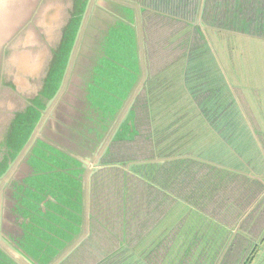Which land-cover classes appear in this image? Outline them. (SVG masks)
Wrapping results in <instances>:
<instances>
[{
  "label": "water",
  "instance_id": "obj_1",
  "mask_svg": "<svg viewBox=\"0 0 264 264\" xmlns=\"http://www.w3.org/2000/svg\"><path fill=\"white\" fill-rule=\"evenodd\" d=\"M145 11L139 0H0V264H69L86 247L95 176L138 133ZM124 37L134 59L118 65ZM108 70L124 98L107 116L93 104L106 101Z\"/></svg>",
  "mask_w": 264,
  "mask_h": 264
},
{
  "label": "rangeland",
  "instance_id": "obj_2",
  "mask_svg": "<svg viewBox=\"0 0 264 264\" xmlns=\"http://www.w3.org/2000/svg\"><path fill=\"white\" fill-rule=\"evenodd\" d=\"M231 1L220 0L221 4L225 2V6L230 5ZM252 8L251 5L245 10L247 18L255 13ZM227 9L230 10L231 6ZM250 10L252 12L249 14ZM157 13L164 15L163 12ZM143 15L147 20L145 32L147 50H150L147 59L151 75L157 74L159 65L169 66L172 63L170 66H175L174 63L179 60L182 63L189 62V74L186 78L183 74L181 81L173 79V85L171 83V87L163 90L165 92L162 94L157 93L160 89L157 87L152 100L148 92L146 98L151 103L149 108L153 116L140 112L138 108L141 106L139 102L136 103V118L140 114L136 125L137 135L131 142H118L115 146L118 153L103 162L108 166V172L100 176L99 196L96 198V211L100 210L98 219L102 225L100 229L95 228L92 234L93 226L98 223L91 215L92 239L69 264H115L114 261L122 264L131 261V258L134 264L176 262L174 260L178 259L181 249H173L178 247V241L186 228L179 224L182 216L186 218L184 211L180 212L182 204L162 197L155 199L156 194L146 182L155 189H168L166 191L170 194L177 195L174 198L178 199L181 195L191 211L196 207L208 209L206 206H211L212 195H221L222 191L230 187V176L223 173L215 176L209 171L210 168L236 169L240 174L252 172L264 181V150L255 133V128H264V35L250 33L243 36L234 30H206L201 27L200 34L194 39L191 33L193 28L178 24L175 18L166 26L164 19H152V14L149 16L146 11ZM124 41L126 47L114 44V49L123 51L122 58H127L116 61L118 65L134 59L132 44L128 48L132 40L124 37ZM187 41L192 44L186 49L184 44ZM154 52H157L155 56ZM113 69L118 71L120 68ZM109 70L96 95V98L106 101L93 104L104 109L107 116L118 106L114 100L124 98L121 91L108 87L117 81L109 74ZM161 78L162 81L157 83L159 86L170 82L169 75ZM201 98L207 99L208 103L202 105ZM179 108L182 110H177ZM143 116L148 119L145 127L140 120ZM149 134L151 136L148 138ZM233 139L235 144L231 143ZM22 142L18 137L10 145L15 153L19 151ZM184 160L207 165L203 169L201 166H192V170H188L193 165L190 162L176 166ZM135 163L139 165L129 168ZM178 173H189L192 176L193 183L198 185L197 189L193 185L191 189L197 194H188L186 198V185L176 189L173 178ZM200 177L206 180L199 182ZM213 182L219 183L216 190ZM148 189L152 192L149 193ZM174 189L177 191L174 192ZM151 193H154V202H147ZM220 195L218 199L225 201ZM124 200H127V209ZM91 210L93 213V196ZM188 216V224L196 219L194 214ZM159 236L166 241L154 247L161 241L158 240ZM149 247L161 249L149 254L145 252ZM95 250L102 251L100 256H93ZM84 251L88 252L83 258Z\"/></svg>",
  "mask_w": 264,
  "mask_h": 264
},
{
  "label": "flooded vegetation",
  "instance_id": "obj_3",
  "mask_svg": "<svg viewBox=\"0 0 264 264\" xmlns=\"http://www.w3.org/2000/svg\"><path fill=\"white\" fill-rule=\"evenodd\" d=\"M139 1H142L148 8H150V11H147V14H150V15L152 14V16H154L155 18L169 17L171 18V21H173V18H175L178 24H183L185 27H188V26L192 27L193 29L191 33H192V38L194 39H196L197 35L200 34L201 27H204L206 30L213 29V28L214 29L224 28L227 30L228 29L234 30L237 32H241L243 36H248L250 35V33L257 34L259 36L264 35V2L263 0H261V2L259 1L260 3H258V1H252V0H245V1L232 0L230 5H228V6H231L230 10L226 8L228 6H225L226 1L223 4H221L220 0H139ZM251 5L253 6L251 10L255 11V13H252L253 16L250 15V17L247 18L246 15L248 14H245V10H247L248 7ZM256 5H259V6L257 7ZM251 10L249 11V14L252 12ZM157 12H163L164 15L167 14V16H164ZM171 21H169L168 23H170ZM183 35H189V34L184 33ZM191 42L189 43L188 41L185 42L184 45L186 49L190 47V45L192 44ZM174 64L175 66H170V65L167 66L165 64L159 65V67H157V72L159 74H156V75H151L152 71L149 70L148 88L145 91H143L144 94L143 93L141 94V96L139 97V101H138L139 105L141 106L138 109L140 112H143L144 115H147V116L154 115L153 111L152 110L150 111V108H149L151 104L149 99L152 100V98H154V92L156 91L157 87L158 89L160 88L157 93L162 94L165 92L163 90H168L171 87L170 84L172 83L173 79L177 80L178 78L180 80L183 74H185V78L189 74V72H187V68L189 64L188 61L187 62L183 61L182 63L181 60H179V62L177 61ZM165 68H174V69L165 70ZM167 72H169V74H167ZM166 75L170 76V82L161 83L160 86L157 85V83L162 81L161 77H165ZM148 92H150L149 99L146 98ZM157 93H155V96L157 95ZM146 110H149V112L146 113ZM177 110H182V109L179 108ZM138 115L140 114H137V118L135 120V126L139 122ZM140 120L143 126L145 127L146 125L145 123L148 121V119L143 116L141 117ZM255 133L258 135L260 143L264 150V128L263 130L255 128ZM149 136H151V134L147 135L148 138ZM231 143H234V139L231 141ZM117 144L118 143L114 144L113 147L110 149L107 158L111 159L112 155H116V153H118L116 152L117 149L115 148ZM247 161L248 159L245 158V162ZM205 165L207 164L196 162L193 165L189 166L188 170H192L191 169L192 166H195V167L201 166V169H203V168H206ZM221 169L222 167L218 169H216L215 167V168H210L209 171L213 175H216V174H221ZM101 170L108 172V170L106 169V166ZM101 170H99V172H101ZM167 171L168 170H166V172ZM234 174H240V172L236 171V169H232V170L226 169L224 171V175H227V176H231ZM245 175L247 177H251L252 179H262V178H258L252 172L245 173ZM97 180H98V175L95 176V181H94L95 186L93 189V213H94V219L98 223V225H94V226L95 228L97 226L96 229H100V226L102 225L98 219L100 215V210L96 211L97 203H98L96 198L99 196L98 195L99 186H98ZM213 183L216 185V187H213L216 190V188L219 186V183L217 182H213ZM146 184L148 183L146 182ZM233 188L235 189L242 188V189L248 190L249 187L246 181L244 183L242 182L241 184H239V186H234ZM149 189L150 190L152 189V191L156 194L155 199H158L159 197L164 198L163 194L159 190L155 189V187L152 186V187H149ZM149 189H148L149 193L152 192ZM154 193H151L149 195L147 202H154V200L152 199ZM124 203H126L124 207L127 209V200H124ZM104 234H107V233L104 232ZM192 239H193L192 248L189 250L188 254H184L181 257V252H180L178 259L174 260L176 262H174L173 264H251L254 258V255H255V251H256L255 247H253V249H250L249 251L243 250L239 253L234 254L235 245L231 244L228 248L229 252L227 250V252L225 253V256L227 255V257L225 259L224 258L218 259V257L220 256L223 250L219 249V252L218 251L216 252L215 246L213 250H211V245L209 243H206L207 241L206 239H203V237H200L197 241H195V237H193ZM223 246L225 245H221L220 248L222 249ZM199 247L201 249L196 254V251ZM178 248L181 249L180 245H178V247L175 246L173 250L177 251ZM86 254H87V251L86 252L84 251L83 255L85 256ZM131 261H132V258H131ZM97 264H99V262ZM168 264H171V261Z\"/></svg>",
  "mask_w": 264,
  "mask_h": 264
},
{
  "label": "crops",
  "instance_id": "obj_4",
  "mask_svg": "<svg viewBox=\"0 0 264 264\" xmlns=\"http://www.w3.org/2000/svg\"><path fill=\"white\" fill-rule=\"evenodd\" d=\"M157 74L159 73L157 72ZM167 74H169V72H167ZM189 162H191L190 164H194L197 161L184 160L178 163L176 166L179 167ZM218 168L219 167H216V169ZM225 170L226 168H222L221 174H224ZM100 176L101 175L98 176L97 180L99 187L101 184L99 181ZM233 176H237V178ZM196 178L198 179V177ZM204 179L206 180V178ZM204 179L200 177L199 182L200 180ZM228 180L230 187L226 188L225 191H222L221 195L219 194L220 198H223L225 201L219 200V195L216 193L212 196L211 206H206L208 209H199V207H196L191 209V211L189 210V206L185 199H183L181 195L180 198L177 199L174 198L177 196L176 194H170L168 191H166L168 189L162 190V188H157L163 194L165 199H176L179 205L182 204V206L179 207L180 209L183 207L180 212L184 211L186 218H183L182 216L179 224L181 227L183 226L186 228L183 232V237H181L180 242L178 241V245L181 247V257L184 254H188L189 250L192 248L193 237H195V241H197L200 237H203V239H206V243L211 245V250H213L214 246L216 252H219V249L223 250L218 259H225L227 257V255L225 256V253L231 244L235 245L234 254L243 250L249 251L255 247L256 251L251 264H260V261L262 258H264V249H262L264 246V181L261 179H252L251 177H247L245 174L231 175ZM173 181H175L174 185L178 190L180 187H184V185L187 186L186 198L187 195L191 194L192 192L197 194V192L192 190L191 187L194 186L195 189H197L198 183H193L192 176L189 173H185V175H180V173H178L173 178ZM246 181L249 187L248 190L242 188H233L234 186H239V184ZM232 184L235 185L232 187ZM94 186L95 183L93 184V189ZM148 186L152 187L149 183ZM176 189L173 191L176 192ZM188 213L189 216L194 214L196 217V219L189 224L187 221ZM92 216L94 217L93 213ZM94 229L95 226H93L92 234ZM91 239L92 237L88 242H90ZM161 239L162 237L159 236L158 240ZM165 241L166 240L163 239L157 242L154 247L160 246ZM221 245L225 246H223L221 249ZM154 247L152 249L151 247L147 248L145 252L151 254L155 251L159 252L161 249L160 247ZM200 249V247L197 249L196 254ZM100 253H102V251L99 252L95 250L93 256H100ZM103 253L106 255V249H104ZM85 256L82 255L83 258Z\"/></svg>",
  "mask_w": 264,
  "mask_h": 264
},
{
  "label": "trees",
  "instance_id": "obj_5",
  "mask_svg": "<svg viewBox=\"0 0 264 264\" xmlns=\"http://www.w3.org/2000/svg\"><path fill=\"white\" fill-rule=\"evenodd\" d=\"M226 8H227V7H226ZM226 17H227V16H226ZM151 18H152V19H158V20H160V19H164V20H165V23H164V24H165L166 26H168V22L171 21V18H169V17H161V18H158V17H157V18H155L154 16L151 15ZM148 25H149V21H148ZM146 39H147V36H146ZM147 43H148V39H147ZM148 52L150 53L149 48H148V50H147V53H148ZM156 53H157V52H154V56L156 55ZM172 83H173V81H172ZM148 84H149V83H147V86H146L145 90L148 88ZM145 90H144V91H145ZM138 101H139V99H138ZM138 101H137V103H138ZM207 103H208V101H207ZM207 103H206V104H207ZM202 105H204V104L202 103ZM114 263L116 264V261H114ZM132 263H133V262L127 260V261L123 262L122 264H132Z\"/></svg>",
  "mask_w": 264,
  "mask_h": 264
}]
</instances>
